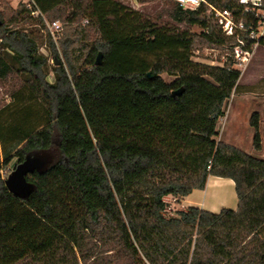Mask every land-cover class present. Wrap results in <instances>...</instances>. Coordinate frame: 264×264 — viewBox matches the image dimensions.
Masks as SVG:
<instances>
[{
  "label": "trees",
  "instance_id": "trees-1",
  "mask_svg": "<svg viewBox=\"0 0 264 264\" xmlns=\"http://www.w3.org/2000/svg\"><path fill=\"white\" fill-rule=\"evenodd\" d=\"M205 1L247 26L258 21L240 0ZM35 2L48 18L86 19L98 38L85 60L65 44V64L51 41L52 66L35 33L4 29L0 13V80L24 76L44 117L32 122L34 109L26 106L9 124L0 111V206L19 200L56 231L15 264H264V159L219 140L242 71L233 57L223 65L194 60L200 43L226 54L236 45L209 6L186 10L174 1L173 22L160 24L122 0ZM19 6L14 22H31ZM195 26L203 32L194 34ZM261 122L253 113L257 153ZM34 153H49L50 163L27 177L35 190L18 199L2 165ZM209 177L234 181L237 210L167 215V198L180 203L205 190Z\"/></svg>",
  "mask_w": 264,
  "mask_h": 264
},
{
  "label": "rangeland",
  "instance_id": "rangeland-1",
  "mask_svg": "<svg viewBox=\"0 0 264 264\" xmlns=\"http://www.w3.org/2000/svg\"><path fill=\"white\" fill-rule=\"evenodd\" d=\"M122 1L131 9L143 13L155 22L160 24L173 22L170 17L172 5L175 4L173 0H155L146 4H140L137 0ZM19 5L18 0H0V13L4 17L2 19L4 29L7 28L8 30H15L24 28L26 31L34 32L40 47V54L45 56L52 66H54L55 63L54 52L50 45L51 41L56 46L64 64L66 61L64 54L65 44H68L67 51L72 57L75 58L82 54L83 60L86 59L88 55L87 52H84L86 46L93 44L98 38V35L94 29L90 27L86 19L83 18L70 23L67 21V15L65 14L59 18L47 17L48 21H60L63 28L62 32L58 36V39L53 40L48 34L43 23H40L37 20L33 19L31 22L24 24L22 22L19 24L14 22L17 17V12L20 9ZM68 12H70V9L67 10L66 14H68ZM191 31L197 35L203 32V30L197 26L192 27ZM263 48L256 51L250 67L248 69L246 68L247 72H245L242 80L243 85L252 84L253 82H256L257 79L261 78L260 74L264 71ZM212 50L213 49L209 48L205 44H198L194 52V60L206 64L215 60L217 65L222 64L224 61L223 57L226 53L223 50H216V52L213 53ZM99 54H102V52ZM239 69L243 71L245 70V67H239ZM163 79L166 82H172L175 80V77L165 74L163 75ZM49 80L50 82L54 81L53 75H51ZM27 87L28 84H26V78L20 74H14L7 80H0V111H6L4 119L8 120L9 124L16 121V118L18 117L17 112L26 108V106H31L32 109H34L35 114L31 117L32 122L40 123L44 121V117L42 116L43 103L39 98H31ZM258 87L260 86L258 85ZM246 101L248 104L250 102L260 104L264 102V99L263 97L249 95ZM244 104V102L239 101L238 97L236 99L232 97L228 101L226 109L229 107V110H232L230 121L234 118L235 113L243 111ZM250 107L251 105L249 104L246 109L248 110ZM256 107L257 108L255 109L257 110L259 106ZM223 125L225 127V122L223 123L220 121V129ZM237 136L241 147L240 149L248 151L249 147H253L248 127L246 129V127L240 126L237 130ZM7 147L12 148L14 145ZM16 162V160H13L8 166L2 165V174L5 179L15 169ZM169 206L170 208L167 215H176V210L173 205L169 203ZM0 224V264H15L20 262V260L26 257L34 248L41 245L56 234V231L53 228L48 226L38 217V215H36L19 200L14 201L6 208L0 206ZM139 263L145 264L142 260H139Z\"/></svg>",
  "mask_w": 264,
  "mask_h": 264
},
{
  "label": "crops",
  "instance_id": "crops-1",
  "mask_svg": "<svg viewBox=\"0 0 264 264\" xmlns=\"http://www.w3.org/2000/svg\"><path fill=\"white\" fill-rule=\"evenodd\" d=\"M260 48L263 47L259 45L255 48L250 62L245 67L246 71L245 70L242 71V75L237 85V89L235 90L232 96L234 99L238 97L239 101L244 102L246 105L244 104L243 111L234 114V118H232L231 121L230 119L232 116V112H231L232 110L231 109L229 110V107L226 109L225 117L220 120L223 123L225 122V127L224 125L221 127V129L219 127L220 129L219 140L240 149L241 147L239 145L240 143L237 136V130L239 129L240 126L241 127L243 126L246 127V129L248 127L249 136L250 139L252 138V146H253V130L250 126V119L253 113L258 112L262 119L261 133L263 139V151L257 153L255 152L253 147L252 148L249 147L248 151H244V152L264 159V102L260 104L257 103L255 104L250 102L249 103L251 105L250 109L248 110L246 109L247 105H249L248 102L246 101L249 95L263 97L264 99V71H262L263 73L260 74L261 78L257 79L256 82L246 85L242 84V80L245 75V72H247V69L250 67L255 57L256 51ZM258 85L260 87H258ZM256 106H259L257 110L255 109L257 108ZM166 201L173 205L176 212L185 211L190 207H195L216 214L220 213L223 209L237 210L239 204L235 191L234 181H232L231 179H223L218 177H209L205 190L203 191L196 190L192 192L180 203H178L175 199L171 197L167 198Z\"/></svg>",
  "mask_w": 264,
  "mask_h": 264
},
{
  "label": "built area",
  "instance_id": "built-area-1",
  "mask_svg": "<svg viewBox=\"0 0 264 264\" xmlns=\"http://www.w3.org/2000/svg\"><path fill=\"white\" fill-rule=\"evenodd\" d=\"M180 7L186 10H196L202 4L209 6V13L213 14L224 35L234 37L236 45L229 54L223 57V65L228 57H233L236 61L237 68H244L250 62L253 52L264 39V2L263 0H240V4L244 6L246 13H254L258 17L257 22H253L247 26L243 22H237L234 14L229 10L214 8L205 0H174ZM28 11L30 17L37 21H42L48 34L53 40H57L63 28L60 21H48L44 13L39 9L35 0H18ZM216 52L215 49L212 50ZM212 65H217L215 60L211 61ZM170 206L167 209V214Z\"/></svg>",
  "mask_w": 264,
  "mask_h": 264
},
{
  "label": "water",
  "instance_id": "water-1",
  "mask_svg": "<svg viewBox=\"0 0 264 264\" xmlns=\"http://www.w3.org/2000/svg\"><path fill=\"white\" fill-rule=\"evenodd\" d=\"M2 22L0 20V28ZM98 66L102 64V54L98 55ZM153 76H151L152 78ZM181 91L173 92V96L180 95ZM49 153H34L26 160L18 164L6 178L5 184L8 191L18 199H27L35 190V185L27 180V177L37 171H43L50 163Z\"/></svg>",
  "mask_w": 264,
  "mask_h": 264
}]
</instances>
